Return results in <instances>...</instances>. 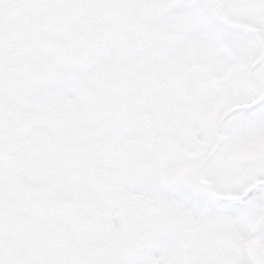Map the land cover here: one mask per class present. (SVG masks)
Returning a JSON list of instances; mask_svg holds the SVG:
<instances>
[{
  "label": "snow or ice",
  "instance_id": "snow-or-ice-1",
  "mask_svg": "<svg viewBox=\"0 0 264 264\" xmlns=\"http://www.w3.org/2000/svg\"><path fill=\"white\" fill-rule=\"evenodd\" d=\"M0 264H264V0H0Z\"/></svg>",
  "mask_w": 264,
  "mask_h": 264
}]
</instances>
